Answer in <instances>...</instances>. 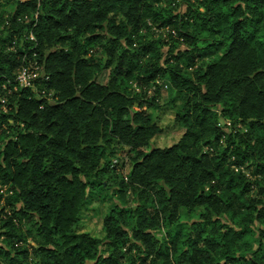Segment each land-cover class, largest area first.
Listing matches in <instances>:
<instances>
[{"label": "trees", "instance_id": "trees-1", "mask_svg": "<svg viewBox=\"0 0 264 264\" xmlns=\"http://www.w3.org/2000/svg\"><path fill=\"white\" fill-rule=\"evenodd\" d=\"M10 1L14 11L0 24V85L11 88L33 53L47 78L36 84L44 97L1 91L0 187L9 196L0 206V264H125L132 250L139 264H260L248 255L264 256V0H193L166 15L153 7L160 0ZM146 17L181 44L163 63L151 44L134 43ZM91 44L108 56L103 65ZM166 76L183 96L175 122L184 132L160 148L151 146L162 129L149 110L158 105L155 82ZM121 79L141 92L122 89ZM118 151L131 167L120 191L137 204L113 207L102 238L80 232L88 191L103 185ZM198 208L197 221L169 230L181 209ZM25 220L33 224L24 230ZM255 223L258 251L238 254ZM162 227L161 241L153 232Z\"/></svg>", "mask_w": 264, "mask_h": 264}, {"label": "rangeland", "instance_id": "rangeland-1", "mask_svg": "<svg viewBox=\"0 0 264 264\" xmlns=\"http://www.w3.org/2000/svg\"><path fill=\"white\" fill-rule=\"evenodd\" d=\"M12 2L13 1L10 0H0V24L8 20V18L14 11L15 4H13ZM188 2L192 3L193 0H160V2L156 3L153 7H155V9L159 8L161 12L166 15L167 13H169V11H173L174 13L184 12L186 10ZM117 20L121 21V17H117ZM145 23L146 25H143V27H141L133 37L136 48H138L139 45L151 44L158 50L157 54L161 55V63H163V60L168 56V54H170V49L172 50V54H174L176 49L181 47V44L179 42H174L171 44L168 43L167 29L165 27L158 28V23L154 24L152 19H150L149 17H146ZM200 36L201 38H203L204 35L201 34ZM198 44L201 47L205 45L202 39L198 42ZM90 46V49L92 51H89V54H92L91 56H93L97 60V62L99 61L101 65H103L108 59V56L102 53L101 48L98 47L97 44H91ZM150 58L151 55L144 58V60L143 58L141 60L143 62H147ZM197 62L201 63V59L197 60ZM179 63H182V60H179ZM112 68L113 66L99 73L98 81L100 83L106 82L108 76L112 71ZM121 80L122 81L120 86L122 89H127L129 92H133L136 94L141 92V87L138 86L134 81L127 79ZM155 85H157L159 89V97L157 98L158 105L157 107L152 108L149 111L152 120H154L161 127L162 131L152 139L151 146L164 148L176 143L181 138L184 132L183 128H181L175 122V114L183 107L184 102L183 96L175 89H173L167 76L156 80ZM155 85H153L152 87L149 86L147 90L144 89L145 91H147L148 95L153 94ZM2 99H5L6 103L7 98L2 96ZM215 109L217 111H220V107H217ZM218 122L224 132H231L232 129L230 128V121L228 119L219 118ZM220 146H224L223 141H220ZM116 147L120 149L119 146ZM124 150H126V148ZM117 154L120 157L117 156L113 159L115 160V162H112L116 165L114 168H110L109 171L104 174L102 178L103 185L98 187L97 189L88 191L86 208L81 215V220L78 225V231L80 232H88L94 237L102 238L104 235L103 221L113 207L120 206L128 208L133 207L137 204L135 196L130 190H127L125 193L120 191L123 188L121 182H126L127 175L131 167L125 155V151H118ZM251 170L252 168L249 169L248 174H251ZM0 195V206H2L6 198L9 196V193L7 192L6 188L0 187ZM4 212L10 214L8 208L4 209ZM202 212L203 209L198 208L193 214L188 215L185 213L184 209H181L178 225L171 227L169 230H171V232H174L175 229L182 230L183 228H186L190 223L197 221L199 219V215ZM32 224L33 223L30 220L22 221L24 230L30 227V225ZM220 224H222V226H227L230 223L228 218H222L220 219ZM259 227L261 226L258 223H255L253 232L239 243L238 254L240 252H244V250L247 251V249L249 248L252 249V252L258 251L260 237L259 231H257V229ZM0 230L3 231V228H1ZM167 232L168 229L162 227L156 229L153 234L157 239L162 241L167 238ZM3 239L4 237L0 238V244L6 245ZM262 241L264 242L263 238ZM23 244L28 246L29 248L35 246L34 242H32L31 239H27L23 242ZM263 248L264 246L261 249ZM138 256L139 251L132 250V253L126 256L125 264L129 263L130 257H134L136 259L135 264H139ZM248 258H254L255 260L259 261L260 264H264V256L260 255V253H257V255L255 256L254 254H249Z\"/></svg>", "mask_w": 264, "mask_h": 264}, {"label": "built area", "instance_id": "built-area-1", "mask_svg": "<svg viewBox=\"0 0 264 264\" xmlns=\"http://www.w3.org/2000/svg\"><path fill=\"white\" fill-rule=\"evenodd\" d=\"M25 37L29 40L35 41L31 32L28 33ZM44 77L45 76H44L43 65L37 59L36 53H33L28 63L22 64L15 71V77L11 82L13 86L11 88L7 87V83L9 84L10 81H7L6 83L0 85V87L2 88L0 89V109L3 111L7 110L4 104L5 99H2L3 94L1 91H6V93L11 94V91H17L18 89H22V88H30L36 97L39 96L44 97L45 90L39 91L36 88L37 82L47 78Z\"/></svg>", "mask_w": 264, "mask_h": 264}]
</instances>
